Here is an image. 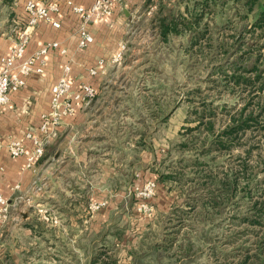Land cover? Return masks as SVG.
Segmentation results:
<instances>
[{"label":"rangeland","instance_id":"obj_1","mask_svg":"<svg viewBox=\"0 0 264 264\" xmlns=\"http://www.w3.org/2000/svg\"><path fill=\"white\" fill-rule=\"evenodd\" d=\"M147 4L122 33L123 58L105 62L87 142L103 145L100 159L112 148L138 170L143 151L151 153L150 171L167 199L160 213L153 203L156 215L143 232L118 216L106 234L114 241L99 256L114 264L126 238V246L136 242L135 264H264V27L254 23L264 0H255L253 11L246 0ZM249 114L250 126L237 129L233 120ZM120 169L126 175L129 168ZM162 175L169 177L160 181ZM119 179L108 184L119 188ZM137 189L124 206L137 210ZM12 236L17 232L7 237L11 248L0 241V264H52L49 247L34 250L20 234L21 250Z\"/></svg>","mask_w":264,"mask_h":264},{"label":"crops","instance_id":"obj_2","mask_svg":"<svg viewBox=\"0 0 264 264\" xmlns=\"http://www.w3.org/2000/svg\"><path fill=\"white\" fill-rule=\"evenodd\" d=\"M28 1L31 0H0V69L2 58L10 55L16 46L19 34L17 30H23L27 26L25 7ZM33 1L43 4L57 2L60 13L54 16V20L60 26L56 28L50 23L40 22L32 28L26 55H33L50 42L60 43L61 47L66 48L67 54L61 55L58 51L51 50L44 57V72L27 77L26 86L12 93L9 103L0 109V137L3 142L0 146V192L10 203V221L0 225V241L2 245L7 244L11 248L7 237L16 231L17 237L12 236L11 241L16 242L14 245L18 243L23 247L21 250L27 248H24V240L20 234L28 239V245L34 250L43 251V248L49 247V263L106 264L103 257L99 256V251L114 241L112 236H108L110 243L107 242L109 240L106 234L116 224L118 216H122V221L126 224L122 226L136 233L149 228L150 221L154 218H146L137 212L136 205H130L129 208L124 205L127 200H131L136 188L150 180L158 181V178L150 171L151 153L143 151L142 167L138 170L134 164L131 165L130 158L119 160L118 155H111L112 148L107 147L109 159H100V151L106 156L105 149L101 148L103 145H91L87 142L94 129L91 124L93 114L89 108L102 98V73L90 78L87 71L101 59L108 62L114 58L118 44L122 42V33L129 30L133 12L136 13L151 0L118 2L112 17L89 26L94 43L86 49L78 48L80 17L72 11L68 2L89 8L93 0ZM68 62L72 68V79L93 84L97 89V96L89 107L79 108L75 116L63 121L57 137L46 146L43 158L33 168H27L24 157L12 158L9 155L5 142L16 138L23 140L26 147H32V142L25 138V134L38 130L42 114L50 109L51 88ZM106 65L108 64H105L104 71L107 72L109 66ZM123 166L129 168L126 175L121 173L120 167ZM107 167L111 169L109 172L106 171ZM91 173H96V176L92 175V181ZM114 175L120 177V189L108 184ZM165 199L167 196H164L158 183L152 203L158 205L159 213L163 211L161 204ZM91 200L97 203L105 201L107 205L91 214ZM41 210L49 213V220ZM127 234L133 235L129 230ZM129 240L130 238L127 239ZM121 244L123 248L126 247L125 251L114 264H135L138 259L132 254L135 251L132 247L136 242L126 246L125 238ZM21 250H17V254ZM15 261L22 262L20 258ZM39 261V264H44L43 260Z\"/></svg>","mask_w":264,"mask_h":264},{"label":"built area","instance_id":"obj_3","mask_svg":"<svg viewBox=\"0 0 264 264\" xmlns=\"http://www.w3.org/2000/svg\"><path fill=\"white\" fill-rule=\"evenodd\" d=\"M121 0H93L89 8L74 5L68 2L72 11L80 17V26L77 30L79 36L78 48L86 49L94 43V37L89 26L104 18L112 17L116 11V5ZM132 2L134 0H125ZM27 12V26L21 30L18 40L11 54L2 58L0 69V109L10 101V95L26 86L27 77L31 74L44 72V57L51 51L56 50L61 55H66V48L58 42L47 43L33 55H26V50L31 39V29L40 22L50 23L59 28V23L54 16L60 13L57 2L43 4L37 1H28L25 7ZM126 52V44H119L113 62L121 60ZM105 61L99 60L95 66L87 71V76L95 78L104 73ZM71 64L68 62L58 81L51 88L50 109L41 116V124L37 131H29L25 138L32 142V147L24 145L23 140L10 138L5 142V147L12 158L24 157L26 167L33 168L44 156L46 146L58 135V130L63 121L75 116L79 108H87L97 96L96 87L88 82H77L72 79ZM3 144L0 137V146ZM158 182L147 181L137 189L138 208L146 218L152 219L156 215L152 203L156 195ZM104 203L92 204L89 209L92 212L99 211ZM10 217V203L0 192V224L5 223Z\"/></svg>","mask_w":264,"mask_h":264},{"label":"trees","instance_id":"obj_4","mask_svg":"<svg viewBox=\"0 0 264 264\" xmlns=\"http://www.w3.org/2000/svg\"><path fill=\"white\" fill-rule=\"evenodd\" d=\"M254 2H255V0H246V3L250 5L249 10H251V11H253V9H254V6H253ZM258 8H259V10H258L257 14L255 15V22L254 23L256 24L255 27H259L262 29L264 27V5H260V6H258ZM161 28L164 29L163 33L165 34L167 32L166 31L167 27L164 25V21L161 22ZM239 120L241 121V123H238L236 121V119H234L233 122L235 123V125H238L237 127H239V128H237V129L243 130V128H245L246 126L247 127L250 126L249 122L252 121V117H250V114H249L245 118L241 116V118H239ZM211 127H210V129H211ZM235 127L236 126L230 127V129L223 132L222 135L226 136L228 134H232L233 132H235V129H234ZM168 177L169 176H166V175L163 176L162 175L160 177V181H164Z\"/></svg>","mask_w":264,"mask_h":264}]
</instances>
